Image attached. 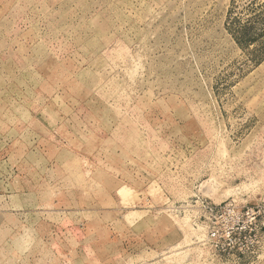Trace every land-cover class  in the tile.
I'll return each mask as SVG.
<instances>
[{"label": "rangeland", "instance_id": "rangeland-1", "mask_svg": "<svg viewBox=\"0 0 264 264\" xmlns=\"http://www.w3.org/2000/svg\"><path fill=\"white\" fill-rule=\"evenodd\" d=\"M224 205L264 211V0H0V264H264Z\"/></svg>", "mask_w": 264, "mask_h": 264}, {"label": "built area", "instance_id": "built-area-1", "mask_svg": "<svg viewBox=\"0 0 264 264\" xmlns=\"http://www.w3.org/2000/svg\"><path fill=\"white\" fill-rule=\"evenodd\" d=\"M205 216V241L218 257L236 261L255 255L259 249V222L264 227V211L238 209L231 205L209 207Z\"/></svg>", "mask_w": 264, "mask_h": 264}]
</instances>
